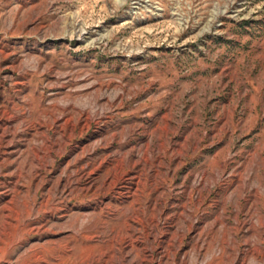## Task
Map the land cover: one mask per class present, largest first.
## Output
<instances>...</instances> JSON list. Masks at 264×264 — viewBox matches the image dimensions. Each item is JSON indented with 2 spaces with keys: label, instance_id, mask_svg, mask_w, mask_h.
Returning a JSON list of instances; mask_svg holds the SVG:
<instances>
[{
  "label": "rangeland",
  "instance_id": "1",
  "mask_svg": "<svg viewBox=\"0 0 264 264\" xmlns=\"http://www.w3.org/2000/svg\"><path fill=\"white\" fill-rule=\"evenodd\" d=\"M0 264H264V0H0Z\"/></svg>",
  "mask_w": 264,
  "mask_h": 264
}]
</instances>
